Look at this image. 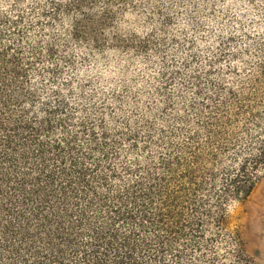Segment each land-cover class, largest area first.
Wrapping results in <instances>:
<instances>
[{"label":"trees","instance_id":"1","mask_svg":"<svg viewBox=\"0 0 264 264\" xmlns=\"http://www.w3.org/2000/svg\"><path fill=\"white\" fill-rule=\"evenodd\" d=\"M4 1L0 264H254L227 212L264 174V47L237 88L206 93L194 77L193 119L112 127L56 84L57 44L41 32L67 19L71 39L129 46L104 38L115 0Z\"/></svg>","mask_w":264,"mask_h":264},{"label":"rangeland","instance_id":"2","mask_svg":"<svg viewBox=\"0 0 264 264\" xmlns=\"http://www.w3.org/2000/svg\"><path fill=\"white\" fill-rule=\"evenodd\" d=\"M102 5L99 1L97 8ZM113 5L116 14L104 38L117 36L129 46L114 42L98 49L91 41L71 39L67 19L41 32L57 44L56 84L69 99L80 94L86 106L104 110L112 127L145 113L160 129L183 114L193 119L188 110L202 103L195 76L206 93H215L216 86L237 88L262 57L264 0H115ZM249 128L244 141L259 135L258 127ZM227 213L228 228L240 235L244 252L254 264H264V174Z\"/></svg>","mask_w":264,"mask_h":264}]
</instances>
